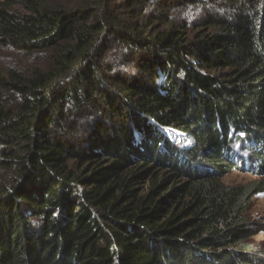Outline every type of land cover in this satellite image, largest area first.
<instances>
[{"label":"trees","instance_id":"trees-1","mask_svg":"<svg viewBox=\"0 0 264 264\" xmlns=\"http://www.w3.org/2000/svg\"><path fill=\"white\" fill-rule=\"evenodd\" d=\"M151 3L0 0V264H264V0Z\"/></svg>","mask_w":264,"mask_h":264},{"label":"rangeland","instance_id":"rangeland-1","mask_svg":"<svg viewBox=\"0 0 264 264\" xmlns=\"http://www.w3.org/2000/svg\"><path fill=\"white\" fill-rule=\"evenodd\" d=\"M65 1V0H63ZM71 1V0H67ZM162 2L164 5L175 4V0H152L151 15L158 13V3ZM182 1V0H179ZM185 7L182 11L176 12L179 7L173 8L170 13H173L177 19H194L196 17L195 9L201 6V3H189L184 2ZM11 61V56L5 51L0 50V63L2 67L8 65ZM178 136V135H177ZM179 137H177L178 139ZM198 167V166H197ZM199 169V168H198ZM244 170V169H243ZM246 171V170H244ZM260 177H255L246 172H240L238 170H230L226 172L222 178V183L225 186H244L250 183L259 181ZM245 227L249 232V236L246 239L245 244L250 248L249 252L259 255V262H264V192H258L257 195L253 197L250 202V207L248 208L246 215L244 216ZM248 253V252H247Z\"/></svg>","mask_w":264,"mask_h":264},{"label":"bare ground","instance_id":"bare-ground-1","mask_svg":"<svg viewBox=\"0 0 264 264\" xmlns=\"http://www.w3.org/2000/svg\"><path fill=\"white\" fill-rule=\"evenodd\" d=\"M236 149H239L238 147L236 148ZM241 154H242V151H241ZM242 158V160L245 162V164H246V158L245 157H241Z\"/></svg>","mask_w":264,"mask_h":264}]
</instances>
